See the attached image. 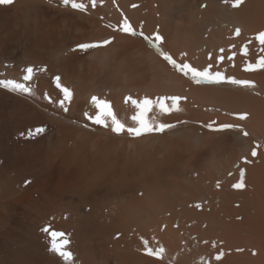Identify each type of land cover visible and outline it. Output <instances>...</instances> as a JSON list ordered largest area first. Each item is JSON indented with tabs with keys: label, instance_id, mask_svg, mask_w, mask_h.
<instances>
[{
	"label": "bare ground",
	"instance_id": "6f19581e",
	"mask_svg": "<svg viewBox=\"0 0 264 264\" xmlns=\"http://www.w3.org/2000/svg\"><path fill=\"white\" fill-rule=\"evenodd\" d=\"M28 1H34V3L31 2L33 5L39 4L38 5L39 7H37L38 12H39L38 19H37V26H34V30H37V33H38V36H37L38 37L37 39L38 48L36 49H39V52L37 53L41 54L39 55L41 57L40 58L32 57L30 58V61L27 60L26 62H29L30 64H32L33 61L35 62H41V61L46 62L47 61L50 64V61H51L53 63L52 56L50 54L48 55L47 53L48 52L47 48L48 47L50 48L49 45L52 43H55L56 41L54 39L57 38L56 37L57 29H58L57 25L59 22L57 19L59 16H64L65 18L66 16L70 15L74 10L72 11V9L70 10L67 8L70 5L64 8L65 6L63 7L62 3L61 5L60 4L58 5H60V7H63L64 10L63 8L56 7V5L55 7L49 6L48 4H46V2L42 3L40 0L38 1L28 0ZM59 1H62V0H59ZM109 1L107 0L108 3L107 2L106 3L108 4V6H111V9L114 10V6H112L111 0ZM127 1L128 0H125V2ZM172 1L174 5L176 2L180 1L179 6L183 4L181 5L183 8H185L184 7L185 4L189 5V7L190 5L193 4L195 8H192V9L191 7L189 8L191 16L193 13L198 12V8H199L198 2L199 1L198 2L196 0H193V1L191 0H172ZM165 2L166 4L170 3L168 1H165ZM220 3H221L220 0H211L208 6V9L206 10V13L207 11H211L213 8L215 10L212 12H209V14L207 15L209 19L211 18L213 20L217 19L218 20L217 23L222 22L229 27L230 26L234 28L239 27V28H242V30L249 31V32H251V30L257 31V29H260V27L264 26V0H247L244 4L243 3L241 4V7L239 6L238 8H235V9L232 8L230 5H225L221 7ZM27 4H28L27 1L24 0V1H21L20 4L15 5L14 7L15 8L24 7L23 9H25ZM53 4L54 3L50 5H53ZM13 5L14 4H12V6L10 5L11 8H14ZM217 5H219V7ZM105 6L106 5H104V7ZM1 7H0V10H1ZM5 7L7 8L8 6H3V9H5ZM46 7H49L51 11H53V13L57 15V18L54 15L49 16V13H47L48 11L45 12ZM97 8H98V5H97ZM125 8H126V5L124 9ZM209 8H211V10ZM7 9L8 11L11 10L9 8ZM185 9L188 10V8H185ZM12 11L14 12V10ZM74 12H76V10ZM177 12L179 13V11ZM183 12H186V11L183 10ZM187 12L189 13V11ZM82 13L85 14V12H81L80 14L72 15V17L70 16L71 18L68 20L70 22L69 24L70 27L72 28L77 27L78 29L87 28V23H91L92 18L87 17L88 16L87 14H85V16L82 15ZM188 13H185L186 16L189 15ZM30 14H32L33 16V13H30ZM207 16L206 18L201 19L202 22L201 20H199V22L203 24V21L207 19ZM89 18L91 20H88ZM141 18L143 19V17L137 16L136 22H138V24H140L141 21H143ZM168 20H169L168 21L169 23H167V26L166 25L165 26L167 28L169 24V28L171 29L170 31H169V28L167 30L170 35L169 38L171 37L172 39L171 43L174 42L176 44V43L182 42L181 40L183 39L181 36L183 34L182 32H184L182 31L183 29L182 26H185L184 23L182 26H180V24L176 20L175 21L176 24L175 25L171 24L172 25V28H171L170 21L175 20V18L171 16ZM94 21L95 20H93V23L96 22ZM206 21H205V25H206ZM144 23H146V19H145V22L141 23V25H144ZM193 24H195L196 26L198 23L195 20ZM97 25L99 24L96 23V26ZM150 25L155 26V21L153 24L151 22ZM205 25L203 26V28L205 27ZM189 27L191 28V26ZM198 27H199V24H198ZM185 28H187V26ZM190 28H187V29L189 31L195 30V28L194 29H190ZM199 29L200 28H198L197 30ZM101 31H103V29ZM95 33L97 35L98 32H95ZM111 34L114 35L116 33H111ZM186 34L187 33H185V35ZM35 35H36V31H35ZM85 35L86 34H84L83 36L75 37L73 41L80 42V40L82 41ZM189 35L191 34H188V36ZM115 36L116 35H114V37ZM126 36L122 35L121 39L130 40L134 43L140 44V42H137L135 39L133 38H132L133 40L130 39V36H127V37ZM95 37L97 38L98 35ZM103 38H104V34H103ZM188 38L184 39L185 40L184 43H186V48H191L192 45L194 44L189 43L187 41ZM97 39H100V38H97ZM118 39L120 38L116 37L114 42H112L111 44L107 46L108 48L106 46L105 48L101 47V49L98 48L95 50V52L93 51L88 54L90 56V59H92L91 62L93 63V64H90V66H88V68H90L89 70L91 71V73L87 72L86 67H85L86 69V73H85L84 65H81L82 67L80 66V70H78V71H81V69H83V72H78L79 74L78 78L82 80L81 83L88 82L84 86L82 85L83 83L82 84L80 83L82 87L81 89H79L80 91L79 93L84 91L83 93L88 94V95L85 96L83 93L81 95L80 94L78 95L76 93L72 107L74 106L76 107V104H79V102L82 101L80 99L82 96H85L88 99L89 95L92 96V94L95 93L98 89H100V87L103 86V88H105L104 87L105 84L102 83L103 80L101 82H98V77L101 71L104 74L108 71V74H111L112 76V81L108 84L111 88L110 87L107 88V86L106 88L113 90L112 91L113 93L111 92L112 94H110L113 98L116 97L117 99H120V98L123 99L122 96L125 95V93L127 94V90L131 89L132 91L130 90L128 93H132L134 91L137 92L139 88L142 93H140V90H139L138 92L141 95L139 94V96H137L138 93L135 94V97L137 96L138 98L143 95H146L147 97L152 98V99H155L159 96H172V95L186 97V100H181L180 105H179L183 109V111L179 113H172L171 117L175 118L174 122L187 121L190 124H187V123L176 124L175 128L165 131L162 134L152 133V134L141 136L139 138H132L128 136L126 133L117 135L116 133H113L110 130V128H106V127L104 128L102 127L100 129L101 131L98 132V134L95 133L96 135H93L91 133L92 135L90 136L89 134L84 133L87 130H84V132L75 133L76 131H72L73 128L72 130H70L68 128L69 126L65 127L67 126L66 124L65 126L64 124L63 126L61 125L62 127H59L60 125L58 126L57 124L59 128L58 129L54 128L56 129L54 131L52 130V133H51L53 134L52 138L49 140L51 136L49 137L46 136L48 137V141L45 138H43L42 139L43 143L42 145H38L39 147H36L37 143L35 142L36 146H34L31 149L32 151L31 154H33L34 152H38V154L39 152L43 154L47 152L48 154L49 149H46L50 147L48 144L52 146L58 141L62 142V145L60 144L62 148L58 149L57 153L55 152L56 154L51 156L48 159V161L43 159V162L40 163L39 168L38 166L36 167L38 168V171H36V173L34 174L35 176L34 178H36V180L35 179L32 180L34 181V183L31 184L32 183L31 182L30 183L31 185H29L30 187L28 189H31V187H36V188L43 187L44 188L45 186L50 184L49 182L52 177L51 174H53L54 176L56 173H59L60 182L57 184L55 188V190L57 191V199H54V202H52L51 206L47 208L48 211L44 212L45 210H43V212L41 211L39 212L40 214H38L36 207H35L36 208L35 211L37 212L39 216H42L43 214L44 222L45 220H47L48 222V219H49L50 223L48 222L49 224H46V225L50 226V224H52L53 226L52 225L51 226L52 228H54V230L57 229V231L60 232L61 230H58V229H63V231L65 230L67 232L68 234L67 237L69 241V251L71 253V258L65 261L58 255H56L55 253L52 254L49 250L46 252L44 250L43 245L46 247H49L48 245L44 244L47 242L46 240L48 238L46 239L47 237L46 236L45 237L46 242H44V239L42 240V238L44 237L42 236L43 233L40 232L36 228L34 229L30 227H25V229L23 230L24 236L29 238L28 240L24 239L25 245H29V246L33 245L35 249L36 248L38 249V250L36 249L38 251L36 252L37 254L41 252L39 253L41 255L38 254L41 258L37 256L40 259L41 264L43 262H45L43 264H264V210L257 206L254 211L250 210V209H253L251 208L253 207V205H260L259 203H261L263 205L262 208H264V194L263 196H259V194H261L260 193L261 184L259 185L260 186L259 187L257 185V182L255 183L256 187L254 186L255 187L254 192H256V196L252 198L251 200H249V198H247L248 200L245 198V196L247 195L245 194L246 193L245 188L247 187H245L244 189H234L232 187V189H234L233 192L235 194L229 193L227 189H230V187L234 183V181L231 180V177L229 176L233 175V172L235 170L232 171V169H229L225 172L221 171V170H224L230 167L226 166V160L225 158H223V156H221L218 153V149L219 147L226 148L231 138L225 135L217 137L216 134H213V133L196 132L194 130L195 127L193 124L194 122L201 121L199 119L204 117V113L201 114L200 112L195 110V108L198 106L210 107L211 105L214 106V104L219 103L229 108H232L234 110H242L244 108H248L249 106L242 103L241 100H239L238 98H237L238 100L235 99L236 97L232 98V96L221 94L220 92L218 94L214 92L213 90H211L212 87H210L209 85L207 86L205 84L207 87H210L211 89L207 88L205 85L202 86L200 84L199 85L195 84L194 82H192L190 79L186 78L185 76L175 73L174 71L170 70L166 66L165 64L166 62L162 58L160 59L159 57L160 55L158 56L154 51L148 50L144 45L143 46L141 45L142 46L141 48H139L137 51L136 50L134 51V54H137L138 56L144 58L143 62H147L144 64V68L139 70L133 63L128 62L130 61L129 59H124V60L119 61L118 60L119 59L118 49L121 48L122 45H120L119 42H117ZM6 40L4 41L6 42ZM84 40L85 39H83V41ZM57 43H56V50H58ZM0 44L2 43L0 42ZM8 44L10 45L11 43H8ZM3 45H5V43ZM3 45L1 49H4ZM14 45H16V43ZM18 48H21V47H18ZM51 49L53 48L51 47ZM78 50L79 49L75 51L78 52ZM50 51L54 52V50H50ZM75 51H74V54L77 55ZM45 52L48 55L47 57H46ZM58 52H60L58 53L60 54L58 57L61 58V61L59 60L58 57L57 59L60 61V63L61 62L66 63L67 66L69 65L70 61L72 62L75 59L77 60L78 56L75 57L74 55H71V56L68 55V53H66L67 54L66 55L65 53H62L61 51H58ZM26 54L30 55L31 53L30 54L26 53ZM63 54L65 57L64 59L62 57ZM70 54L72 53L70 52ZM33 55L36 56L38 54H33ZM33 55H30V56H33ZM78 55L80 54L78 53ZM60 63L58 64L60 65ZM72 64L71 66H73ZM60 67L59 69H61ZM62 68H63V65H62ZM70 68H73V67H70ZM76 69L77 67L74 68L73 70H69L70 73L72 72V76H74V73H76ZM86 74H89L94 79H89L86 76ZM45 76H48V75H44V77ZM34 77L36 78V76ZM49 77L50 76H48L45 80H43V82L45 83H41V85L46 84V82L48 83ZM47 79L48 81H46ZM80 84H78L77 87ZM50 85L52 84L50 83L49 86ZM46 86L45 87L42 86V87L46 88ZM51 87H54V86H50V88ZM134 88H137V90ZM85 97H83L82 99H85ZM113 98L112 100H115V101L117 100ZM117 101L119 102V100ZM117 101H116V104H117ZM83 102H87L86 99L85 101L83 100ZM121 105L119 104V106L117 107L118 111H116L117 113L116 112L115 113L117 114L118 118L123 117V118H126L125 120L127 121V118L134 114V109L132 106H130V104L129 106L125 105L124 103ZM48 106H50V104ZM47 108H50V107H47ZM79 110L80 109H77V111ZM35 111L36 110L31 112L28 110V112L29 113L31 112L32 115H35L37 119L39 116L36 114ZM58 111L57 113L55 111V114L63 118L64 121L65 119H67V121L69 122L72 121V119H70L71 118L70 115H73V111H70L69 113L66 114L64 107ZM42 115L48 117L46 113ZM49 118L50 117H48V119ZM61 122L62 121H60V123ZM127 123L131 124L132 122L131 120H129L127 121ZM247 123L249 124V126L251 124V128H255L257 126V129H261L263 132L264 118L261 115H259L258 112H256L252 120L251 121L248 120ZM71 126H74V123H72ZM249 126H241V129L249 133L247 137H245L242 134V131L232 132V133L235 134L236 139L240 140L242 144H246L247 147L251 148L252 138H251L250 133L253 134V131ZM74 133L78 134L75 140L71 137L72 134ZM100 133L101 135H99ZM33 143H32V146H33ZM29 144L26 143L27 146ZM29 150H26V153L27 151L29 152ZM20 151L22 152V150ZM15 152H18V151H15ZM3 154L4 153L2 151V155ZM10 154H13V152H11ZM17 154H19V152ZM43 154H42V157H43ZM49 154H50V151H49ZM26 156L27 157L31 156V158L34 159V157H32V155L30 154L29 156L26 154ZM21 157H22V154L20 158ZM13 159H14V156H13ZM35 160L36 159L33 160L34 163L38 161V160L37 161ZM205 162L208 164L209 171L207 172L206 175L204 174L201 177L197 178L195 174L202 172L201 165L206 164ZM219 162H222L221 165H219ZM4 163L5 165L1 167V170L2 172L5 171L4 174L6 173V175L4 176L6 185L5 184L4 185L8 187V186H11L12 182H16V180L13 181L14 178L12 177L15 175H12L11 174L12 172L10 173L12 176L8 174L9 169L11 168L12 165H14L15 162L13 160V161H7ZM238 171L240 172V170ZM24 172H27V171H24ZM23 174L21 176L25 177V175L23 176ZM28 175L29 174H27V176ZM238 175L235 177L233 175L234 178L233 177L232 178L235 179L238 177V179H240V176ZM218 176L221 177L223 180H221L220 178H217ZM218 179L220 181H224L225 183H219V187H217L218 189L217 190L216 188L214 189L213 183L214 181H218ZM238 179H236V181H239ZM246 180L247 179H245V185L247 186ZM5 186L4 188H5V191L7 192V189H6L7 187ZM12 186H16V185H12ZM15 188H17V186ZM2 189H1V193H2ZM16 192L20 194L21 191L18 190L17 188L15 189V193ZM11 193L13 192L11 191ZM9 194L7 195L9 196ZM19 194H14V196H16L15 197L16 199H18L17 195ZM10 195L12 196L13 194H10ZM236 195L238 196V198H236L237 197ZM8 196L5 195V197H7L6 199H8ZM206 199H208V201H206ZM201 200L205 201L208 204L209 211L206 210V206L201 203ZM5 201L3 203H5ZM197 204L200 205L199 208L196 207ZM38 209L42 210L44 208H41V209L38 208ZM4 211H1V212H4ZM208 213H210V215H207ZM212 214L214 216L213 218L211 217ZM3 215L2 214L0 215V264H7L5 263L7 262V260H9V264L10 262L11 264H28L29 263V259L27 257L28 255L25 256L22 254V252L21 253L19 252L21 255L18 254L17 252L18 249L15 250L16 253L15 254L13 253L14 255L12 254V251L10 250L11 244L8 240V238L11 235L9 236L4 233V231L6 232V230L10 228V227L5 228L4 224L6 225L7 224L6 221L9 222L11 220H9L8 218L6 220L7 214L5 215V212ZM8 216H10V214ZM206 221H209V222L206 224L207 225L206 229L203 230L202 225L205 224ZM21 223H19V225ZM43 223L41 224L43 225ZM18 226H15L16 229H18ZM22 226H19V228ZM51 226L49 227L50 229H51ZM19 230L21 231V229ZM15 231L17 230H14L12 232H15ZM63 231L61 232L64 233ZM7 232L9 231L7 230ZM17 233L18 232H16L15 235ZM20 233H22V231ZM7 236L9 237L7 238ZM17 238L18 237H16L15 239ZM198 239H199V243L196 242L198 241ZM19 240L20 239H18V241ZM144 241H147L148 246L151 247L153 250L163 248L164 249L163 258L157 259L153 256L147 255L144 251ZM205 241H207V243H205ZM213 243H215V247H213ZM14 245H17V244H14ZM248 245H251L252 248L255 250L257 249L256 250L257 252L260 251L259 256L256 253L257 254L256 256L258 257L254 256L255 258L251 259L249 256H247ZM24 249L28 250L27 248H24ZM43 252L45 256L42 254ZM219 252H223L224 255L221 260L217 261L214 259V257ZM41 260L43 262H41ZM31 264H35V262Z\"/></svg>",
	"mask_w": 264,
	"mask_h": 264
},
{
	"label": "rangeland",
	"instance_id": "374dc122",
	"mask_svg": "<svg viewBox=\"0 0 264 264\" xmlns=\"http://www.w3.org/2000/svg\"><path fill=\"white\" fill-rule=\"evenodd\" d=\"M15 1L16 0H13V3H12V4H14L13 7L15 5H17V4H20V2L24 1V0H17L16 2ZM25 1H27V3H28L25 9H23L24 7L23 8L20 7L21 9L20 8H15V7L11 8V6H12V4H11V6L7 5L8 6L7 8L11 9V10L8 11V9L6 7H5V9H3V6L0 5V7L2 6L1 10H0V16H1L0 17V40H2V41H0L2 43V44H0V46H1L0 47V51H1L0 55L2 56V58L0 56V79L12 80L14 83H23L26 86H29L31 88V93H21L20 91L13 92V91H9L7 89L0 88V97H1L0 98V172H1L0 175L3 178L2 179L0 177V193H1V189L3 187L2 193L0 194V205H1L0 208H2L0 210L1 211L5 210L4 211L5 215L7 214L6 215V220H7V218L9 220H11V221H9L11 224L8 221H6L7 222L6 225L4 224L5 228L6 227L7 228L10 227L12 229V230L10 228H9L10 230L7 229L9 232H7V230L4 229L7 232L6 233L4 231V233L6 235H9V236L11 235L10 237L7 236V238L8 237L9 238H11V237L13 238L15 233L18 232L15 235L16 237H18L17 239H15L16 238L15 236H14L13 239L12 238L11 239L8 238V240H9V242L11 244L10 245V247H11L10 250L12 251V254L13 253L15 254L16 253L15 250L18 249L19 250V251L17 250L18 254H20L22 252L23 255H25V256L28 255L27 256L28 259H29V263L28 264H31V263H34V262H35V264H41L40 263V259H39V258H41L39 256L41 254H39V253H41V252H39L38 253L39 255H38L36 253V252H38L37 248H36L37 249L36 250L33 245L29 246V245H25V243H24V239H27V240L29 239L28 237L24 236V234H23L24 233L23 230L25 229V227H30V228H34V229L36 228L40 232H42L43 234L42 233L41 234H42V236H44L42 238V240L44 239V242L47 241L46 242L47 244L44 243L45 245H48L50 247V245H51L50 242H52V238L50 236V233H46V232L42 231L43 228L50 227L52 224H50V226L46 225V224L50 223L49 219H48L49 223L47 222V220H45V222H46L45 223L44 219H43V217H44L43 214H42V216H39L38 214H40L39 212H41V211L43 212V210H45L44 212L48 211L47 208H49L51 206L52 202H54V199H57V191L55 190V188H56L57 184L60 182V175H59V173H56L54 176H53V174H51L52 177H51V180L49 182L50 184L48 183L49 185H47L48 187L45 186L46 188L42 187L44 190L41 187L40 188L31 187V189H28V188L30 187L29 185L34 183V181H32V180H34V179L36 180V178H34L35 177L34 174L36 173V171H38L40 163L43 162V159L48 161V159L51 156L55 155L57 153L58 149L62 148V146H61L62 142L58 141L57 143L52 145L53 147L50 144H48L50 147L48 146L49 148H46V149H49V150H48V154H47V152L44 153L45 155L43 153H40V152H39V154H38V152H34L33 153L34 156H33V154H31V152H32L31 149L34 146H36V145H37L36 147H39L38 145H42V143H43L42 139L43 138H45L48 141V137L51 136L49 138V140H50L52 138V135H53V134H51L52 130L54 131V130L58 129L59 127H62L63 124H64V126H65V124L67 125L65 127L69 126L68 128L70 130H72V128H73L72 131H76L75 133H78V132L80 133V132H84V130H87L84 133L89 134L90 136L92 134L93 135L98 134V132L101 131L100 129L103 126L95 124L92 120L88 119L85 116L86 112L89 113V114H93L95 112L94 107L90 103V98L93 95L98 96V97H100V98H102L104 100H108V101L110 100V102H111V104L113 106V110L116 109L115 112L118 111L117 107L119 106V104L121 105V104L124 103V98L126 96H129V95L131 96L132 95V97L136 98V99H142L143 96L144 97L146 96V95L142 94L143 96H141L139 98L137 97V96H139L140 93H142L140 88H139L140 93L138 92L139 90L137 92L134 91L132 93H128L131 89L130 90L126 89L127 90V94L125 93V95L122 96L123 99L120 98L121 99L120 100V99H117L116 97H114L115 99L119 100V102L116 100L117 104L119 103L118 106H117L116 101L112 100L113 97L110 95V94L113 93L112 92L113 90L112 89H107L108 87H110L108 84L112 81V76H111V74H108V71L105 74L102 73V71H101L100 75L98 77V82H101L103 80L102 83L105 84L104 85L105 88H103V86L100 87V89H98L95 93H93L92 96L89 95L88 99H87V97H85L88 94L83 93L84 91L79 93L80 92L79 89H81L82 85L84 86L88 82H86V83L82 82L83 84L81 83L82 80H80L78 78V76H79L78 72H83V69H81V71H78V70H80V66L81 65H84L85 73H86V69H87L88 73H91V71L89 70L90 68H88V66H90V64H93V63L91 62L92 59H90V56L88 54L93 52V51L95 52L96 49H92V50H89L87 52L83 51L84 53L81 50H80L81 53L79 52V50H78V52L75 51L77 53V55L74 54L73 49H76V46L78 44H80V43H92V42H96V41L98 42V41H102V40H105V39L112 38V37H114V35H116L114 37L115 39H116V37L120 38V39H118L117 42H119V44L122 45V47L118 49V57H119L118 60L120 61V60H124V59H129L130 61H128V62L133 63L139 70L144 68V64L147 63V62H143V59H144L143 57H140L137 54H134L135 50L137 51L139 48H141L144 45L148 50L154 51L158 56H159V54H158V52L156 51L155 48H153L150 44H148L142 37L138 36V34L143 33L146 36H148L150 39H153V42H154V36H155V34L158 33L163 38V40H162V42L160 44L161 49L163 51H166L169 54H171L173 56V58L176 59L178 62L190 63L194 67H196V68H198L200 70H203L205 68H209V66H211L209 68V70L212 71V72L220 71L226 77L240 79V80H249V81L253 82L254 87H252V88L240 87L238 85H234V84L228 83L226 81L222 82V83H219V84H208V83L200 84L202 86H204L205 84L207 86L209 85L210 87H212V89L210 87H207L206 85L205 86L207 88H210L211 90H213L214 92H216L218 94L220 92L221 94L230 95V96H232V98L236 97L235 99L238 98L239 100H241L242 103L246 104L249 107L248 108H244L242 110H234L232 108H229V107H227V106H225L223 104H219V103L214 104V106L217 105L215 107L213 105H211L210 107L198 106V107L195 108V110L200 112L201 114L204 113V117L199 119L201 121L194 122L193 124H194V127H195L194 130L196 132L213 133V134H216L217 137L225 135V136H228V137L231 138V140L229 141V143H228L226 148L219 147V149H218V153L221 156H223V158H225V160H226V166L230 167V168H226V169L221 170V171L225 172V171H227L229 169H232V171L235 170L233 172V175L235 177V176H237L240 173L238 170L243 169L244 172H245V177L244 178L247 179L246 180L247 181L246 182V184H247L246 187L247 188H245L246 189L245 190V192H246L245 194H247V195L246 196L244 195L245 198L246 199L249 198V200H251L252 198H254L256 196V192H254L255 187H256V185H255L256 182H257L258 186L261 184L260 185L261 187L259 186L260 189H261V191H260L261 194H259V196H263V194H264V127H263V132H262L261 129H257V126L255 128H251V124L249 126L247 121L248 120L251 121L256 112H258V114L261 115L264 118V75H263L264 74V68H258L255 71H247L246 67H247V65L249 63L255 64L258 61L259 57L261 55H264V52L261 51V47L262 46L259 45V43L255 40L256 34L261 32V31H264V26H262L263 28L260 27V29H257V31L256 30L255 31L251 30V32H249V31H244V30H242V28H239V27H235L234 28V27L230 26V27H232V28H230L229 26L225 25L222 22L221 23L218 22V23H220V24H218L217 23V21H218L217 19L216 20H213L212 18L209 19V17L207 16L209 14V12H212V11L215 10L214 8L212 10H211V8H209L211 11H207V13H206V10L208 9V6H209L211 0H196L197 2L199 1L198 2L199 3V6H198L199 8H198V12L197 13H193L192 16L190 14L189 8L191 7V9H192V8H195V6H193V4H192L189 7V5L185 4L184 7L188 8V10H187V9H185V8H183L181 6L183 4H181L179 6L180 1L176 2L175 3L176 6H175L172 0H170V1L169 0H165V1L170 2L169 4L167 3L168 5L166 4V2L164 0H128L127 2H125V0H119V1L118 0H116V1L115 0H113V1L111 0V2H112L111 4H112V6H114V10H113V9H111V6H108L107 0L106 1L97 0L98 8H97V5H96L95 8H93L91 6V4H90V0H77V2H84L85 4L88 5L87 11H84V12H85V14L88 15L87 17H91L92 18V20L90 18L88 19V20H91V23H87V28L86 29L85 28L84 29H78L77 27H75V28L70 27L69 26L70 22L68 20L72 17V15L80 14L81 11L76 10V12H77L76 13V12H74L75 10L72 9L70 6L67 7L65 5H62L63 7L65 6L64 8L67 7L68 9H70V10L72 9V11L73 10L74 11L73 12L71 11L72 13L70 15L66 16L65 18H64V16H59L58 19H57L59 21L58 25H57L58 26L57 36H56L57 38L54 39V40H56L55 43H52L53 46H55V47H53L52 44H50L49 45L50 48L49 47H48L49 49L47 48L48 52L46 51L48 53V55L50 54L52 56L53 63L50 61V64H49V62H47V61H46L47 62L46 63L45 61L42 62L40 60L41 62L33 61V63L31 62L32 64H30L29 62H26L27 60L30 61V58H32V57L40 58L41 57V56H39L41 54L37 53V52H39V49H36V48H38V43H37L38 33H37V30H34V26H37V19H38V15H39L37 7H39L38 6L39 4H34L33 5L32 3H34V1H28V0H25ZM40 1L42 3L46 2V4H48L49 6H54L55 7V5H56V7H58V8H63V7H60L62 1H59V0H46V1L40 0ZM142 1H144L146 4L144 2H142ZM191 1H193V0H191ZM246 1L243 0V4ZM49 2H51V3H49ZM128 2L129 3L131 2V3L129 4ZM220 2H221L220 3L221 7L225 6V4L222 2V0H220ZM52 3H54V4L50 5ZM109 3H110V1H109ZM58 4H60V5H58ZM172 4H173V6H172ZM104 5H106V6L104 7ZM125 5H126V8L124 9ZM217 6L219 7V5H217ZM167 7H168V9H167ZM172 7H173V9H172ZM240 7H241V5H240ZM30 8H31V10H30ZM64 8H63V10H64ZM49 9H50L49 7H46V11L45 12L48 11L47 13H49V16L54 15L57 18V15H55L53 13V11H51V9L50 10ZM68 9H66V10H68ZM12 10H14V12ZM111 10H113L114 12L111 11ZM123 10H125V11H123ZM183 10L186 11V12H183ZM50 11H51V13H50ZM78 11H79V13H78ZM115 11H116V13H115ZM177 11H179V13ZM187 11H189V13ZM169 12H171V13H169ZM30 13H33V16ZM185 13H188L189 15L186 16ZM15 14H16L17 17L15 16ZM85 14L82 13V15H84V16H85ZM125 14H127V15H125ZM179 14H180V16H179ZM170 15L175 18V20H171L170 21L171 28H172L171 24L175 25L176 24L175 23L176 20L178 21L180 26H182L183 23L185 25V26H182V28L184 29V30L182 29V31H184V32H182L183 34L181 33L182 34L181 37H182L183 40H181L182 42H179V43H176V44L174 42L171 43L172 39H171V37L169 38L170 35H169L168 31H167L168 28H169V24H168V27L166 28L167 23H169L168 19L171 17ZM10 16H11V18H10ZM137 16L143 17V19L141 18L143 20V21H141V23L145 22V19H146V23H144V25H141V23L138 24V22H136L137 21L136 20ZM189 16H191V17H189ZM206 16H207V19H206L207 21L206 20L203 21L204 25H205V21H206V25L203 28L204 25L201 23L202 22L201 19L206 18ZM124 18H126L128 20V22L133 26V28L136 30V33H137L135 36H130V39L133 38L137 42H140V44L139 43H134V42H132L130 40L121 39L122 35L126 36L127 34L119 32L118 30H116V28L119 27V25L123 22ZM183 19L185 20V22H184ZM93 20H95L96 22L94 21L95 23H93ZM195 20L199 24V27H198V24L196 26H195L196 23L193 24L195 22ZM199 20H201V22H199ZM210 20L212 21V23H211ZM154 21H155V26L150 25L151 22L153 24ZM207 22L210 23V24H208ZM96 23H98L99 25L96 26ZM188 24H189V26H191V28L188 26ZM157 26H158V28H157ZM186 26H187V28H190V29H194L195 28V30H190L189 31L187 28H185ZM200 26L202 27V29H201ZM140 27H141V29H140ZM143 27H145V28H143ZM197 27L200 28V29L197 30L198 29ZM237 28H239L241 30L239 36H236L234 34L235 30ZM102 29H103V31H101ZM85 30H87V31H85ZM170 30L171 29L169 28V31ZM185 30H186V32H185ZM35 31H36V35H35ZM192 31H193V33H192ZM195 31H197V32H195ZM95 32H98L97 33V35H98L97 38H100V39H97L95 37V36H97ZM99 32H100L101 35L99 34ZM111 33H116V34L113 35ZM185 33H187L186 34L187 36H188V34H191V35L188 36L189 38L185 35ZM32 34H33V36H32ZM84 34H86L85 37L83 38V39H85L84 41H83V39H82V41L80 40V42H74L73 41V39L75 37L83 36ZM103 34H104V38H103ZM127 36H129V35H127ZM186 37L188 38L187 41L189 43L194 44V45H192L191 48H186V43H184L185 42L184 39H187ZM3 38H4V40H6L8 38L7 39L8 41L6 40V42H5L3 40ZM114 40L112 42H114ZM4 43H5V45H3ZM8 43H11L10 44L11 46ZM15 43H16V45H14ZM56 43L58 44L57 45V49L58 50H56ZM2 45H3L4 49H1ZM58 46H59V48H58ZM18 47H21V48H18ZM51 47L53 49H51ZM22 48H24V49H22ZM103 48H105V47H103ZM245 48L247 49L246 53H245ZM66 49H68V50H66ZM220 49H223V52H221ZM50 50H54V52L53 51L51 52ZM63 50L66 51V52H64ZM58 51H61L62 53H65V54L68 53V55H70V56L71 55H74L75 57L78 56L77 60L75 59L72 62L70 61L68 66L64 62L60 63L61 58L58 57L60 55V54H58V53H60ZM46 52H45V54H46V57H47L48 55H47ZM70 52L72 54H70ZM26 53H28V54L31 53L30 55H33V54H38V55L30 56V55H27ZM78 53L80 55H78ZM182 53H184L186 55H182ZM82 54H83V56H82ZM53 56H54V58H53ZM220 56L224 57V59L222 61L219 60ZM57 57L59 58L60 61L57 59ZM62 57H63V59L65 58L64 54L62 55ZM159 57H160V59L162 58L161 56H159ZM161 61H163V60H161ZM55 63H56L57 66L55 65ZM58 63H60V65ZM72 63H74V64H72ZM27 64H29V65H27ZM61 64L63 65L64 69L66 67L65 70L62 68ZM71 64L73 66H71ZM165 64L170 70L174 71L177 74L183 75L182 73L177 72L174 68H172V66L169 65L167 62ZM74 65L77 67V69H76V73H74V76H72V72L70 73L69 70H73L74 68H76ZM27 66H32L34 69H36V72H35V75H34V76H36V78L33 77L32 81H24L22 79L23 75L25 74L24 73V69ZM69 66L73 67V68H70ZM59 67L61 69H59ZM85 67H86V69H85ZM49 68H51V69H49ZM40 69H45V70H40ZM67 72H68V74H67ZM44 75L50 76L48 78L49 81H48V79L46 80V81H48V83L46 82L47 86H46V84H44L46 86V88H43V87H45L43 84L41 85V83H45V82H43V80H45L48 77V76L44 77ZM151 75H153V74H151ZM37 76H39V77H37ZM56 76H60L61 83L64 86L68 87L69 89H71L73 91L74 98L76 96L75 95L76 93L78 95L79 94L81 95L82 93L85 95V96H82V97L79 96V97H81L80 99L82 101H80V100H78V101H80L82 104L79 102V104H76V107L74 106L75 108L72 107L74 98L71 101V103H66L65 104L64 107H66L68 109L66 111V114L69 113L70 111H73V115H70V117H71L70 119H72L71 122L67 121V119H65V121H64L63 118H61V117H59L58 115L55 114V111L57 113L58 110L63 108V107H61V105L59 103V101L61 99H63V95L60 92V90L56 87V83H55V79H54ZM86 76L89 79H94L89 74H86ZM40 77L41 78L43 77V78L41 79ZM68 77H69V79H68ZM75 78L78 79V80H76ZM186 78H188V77H186ZM39 79H41L42 81L39 80ZM188 79H190V78H188ZM104 81H106V82H104ZM50 83L52 84L50 86H54V87H51L53 89L50 88V86H49ZM76 83H78V84L81 83L82 85L80 84L77 87L78 84H76ZM106 86H107V88H106ZM134 89L137 90V88H134ZM53 90H55V91H53ZM137 93H138V95L135 97V94H137ZM83 97H85L87 102H83V100L85 101V99H82ZM39 101H40V103H39ZM84 103H85V105H84ZM49 104H50V106H48ZM129 104H125V105L129 106ZM46 106L50 107V108H47ZM130 106H131V104H130ZM52 108H53L54 111L52 110ZM48 109H50V110H48ZM77 109H80L81 111L80 110L77 111ZM28 110L31 111V112L36 110L35 112H36V114L39 117L36 119V116L32 115L31 112L29 113ZM45 113L51 119L50 118L48 119L47 116H43L42 115V114H45ZM236 113H248V116H247V118L245 120H240L235 115ZM53 114H54V116H53ZM171 116H172V114H170L168 116L160 117V119L163 122L175 123V124H184V123L174 122L175 118H172ZM130 117H128L129 119L127 118V121L130 120ZM166 117H167V119H166ZM44 118L47 119L48 121L45 120ZM119 119H121L122 121L124 120V122L127 123V121L125 120L126 118L119 117ZM58 121H59V123H58ZM60 121H62L61 122L62 124L60 123ZM66 121H67V123H66ZM213 121H215L216 124L229 123V124L238 125L240 129H241V126H249L252 129V131H253V134L250 133L251 138H252V140H251L252 147L250 146L251 148H249V147H247L246 144H242V142H240V140L236 139L235 134H233L232 132H238L239 130L230 129V130H226L224 132H214V131H210L206 127H204V125H206L209 122H213ZM72 123H74V126H71ZM57 124H58V126L59 125L60 126L58 127ZM187 124H190V123L187 122ZM39 127H44L46 129V131L42 135L35 136V138H31V139L25 138V136L21 135V133L27 134V132L30 129H35V128H39ZM54 128H56V129H54ZM259 130H261V131H259ZM75 133L72 134V136H71L74 140H75L76 136L78 135V134H75ZM99 135H101V133ZM46 136H48V137H46ZM38 141H39V143H38ZM35 142L37 143L36 145H35ZM26 143H28V144L30 143V144L27 146ZM32 143H33V146H32ZM256 144H259L260 147L257 149L258 155L256 157H253L251 155V149L253 147H255ZM56 147H57V149H56ZM29 148H30V150H29ZM7 149H8V151H7ZM14 149H15V151H18L19 154H17L18 152H15ZM20 150H22V152ZM26 150H29L30 153L28 151L26 153ZM2 151L4 153L3 155H2ZM49 151H50V154H49ZM9 152L10 153L13 152L14 155L10 154ZM7 153L9 154V156H8ZM15 153H16L17 156L15 155ZM36 153H37V155H36ZM21 154H22V157L20 158ZM26 154L28 156H29V154L32 155V157H34V159H36L35 161L38 160L40 162L37 161V162L34 163V161H33L34 159H32L31 156L27 157ZM42 154H43V157H42ZM13 156H14V159H13ZM35 156H36V158H35ZM22 158H23V160H22ZM245 158L248 161L247 163L245 162ZM10 159H12V160H10ZM30 159H32V160H30ZM13 160H14L15 163L9 169L10 172L8 171V174L10 176H12V175L16 176V177L12 176L14 178L13 181L16 180V182H12L13 184L11 183V186L12 185H16L18 190L21 191L20 194L17 193V192L15 193V189H17V188H15L16 186H12V188H11V186H8V187L5 186L6 182H5V177L4 176L6 175V173L4 174L5 171L2 172V170H1V167L5 165L4 162L13 161ZM21 160H22L23 163L21 162ZM28 161H29V163H28ZM26 162H27L28 165L26 164ZM221 163L222 162H219V165H221ZM14 166H16V167H14ZM37 166H38V168H36ZM201 168H202V172L195 174V176L197 178L201 177L204 174L206 175L207 172L209 171L207 163L206 164H202ZM52 170H54V169H52ZM52 170H51V172H52ZM24 171H27V172L29 171L30 173L29 172L27 173V172H24ZM33 171H35V172H33ZM31 172H33V173H31ZM21 173L22 174L24 173L23 176L25 175V177H22ZM26 173L29 174V175L27 176ZM234 173H236V174H234ZM233 175H230L229 177H231V180L234 181V183L232 181L231 182L233 184H235L236 182H238V181H236V179H238V177L233 179L234 178ZM30 176L31 177L33 176V177L31 178ZM217 178H220L221 180H223L219 176ZM25 181H30V183L31 182L32 183L31 184L28 183V185H26ZM2 183H3V185H2ZM217 183H225V182L224 181H220L219 179H218V181H214V183H213L214 189L215 188L217 189ZM4 186L7 187L6 188L7 192L5 191ZM13 188H15V189H13ZM9 190H11L13 193H11V191H9ZM41 190H43V191H41ZM227 190H228L229 193L235 194L233 192L234 189H232V186L230 187V189H227ZM3 191H5V192H3ZM8 191H9L10 194H13V195L11 196L8 193ZM27 191H28V193H27ZM7 194H9V196ZM14 194H19V195H17L18 199L15 198L16 196H14ZM5 195L8 196V199H6L7 197H5ZM11 198H12V200H11ZM236 198H238V196ZM3 200L4 201L6 200L5 203H3L4 202ZM16 200H18V201H16ZM50 200H51V202H50ZM234 200H235V198H234ZM12 201H14V202H12ZM206 201H208V199H206ZM11 203H12V205L15 204V205H13L14 207L11 205ZM49 203H50V205H49ZM201 203L204 204L206 206V210H208V204L205 201H202V200H201ZM6 204L9 205V206H7ZM259 204L260 205H253V207H251L253 209H250V210L254 211L256 206L260 207L261 209L264 210V208H262L263 205L261 203H259ZM5 206H7V207H5ZM46 206H48V207H46ZM10 208H11V210H10ZM38 208H40V209L44 208V209L39 210ZM35 209L37 210L38 214L35 211ZM1 211H0V215L1 214L3 215L4 212H1ZM12 211H14V212H12ZM8 212H10V213H8ZM9 214H10V216H8ZM207 215H210V213H208ZM211 217L212 218L214 217L213 214H212ZM208 222L209 221H206L205 224L202 225V229L203 230L206 229V227H207L206 224ZM19 223H21V224L19 225ZM41 223H43V225ZM17 224L19 226L23 225L24 227L22 226L23 228L22 227L19 228V226ZM14 225L18 226V229H16V227ZM52 226H51V229L49 228L50 232L51 231H55V230L57 231V229L54 230V228H52ZM13 228H15V229H13ZM19 229H21L22 233H20L21 231ZM14 230H17V231L12 232ZM58 230L63 231V229H58ZM63 232H64L63 238L57 237V241L59 243H63L64 240L68 241L67 232L65 230ZM12 234H13V236H12ZM45 237H46V239L48 238L46 241H45ZM18 239H20V240L18 241ZM15 241H16V243H15ZM196 242L199 243V239ZM13 243L17 244V245H14ZM12 246H13V248H12ZM23 246H24V248H27L28 250H25L23 248ZM43 247H44V250L47 252L49 247H46L44 245H43ZM23 249H24V251H23ZM64 250L65 251H67V250L69 251V241H68V243L66 245H64ZM256 250L253 249L251 245H248V247H247V256H249L251 259H254L255 257H258L260 251L257 252ZM44 252L42 253L43 255H44ZM24 253H26V254H24ZM27 253H29V254H27ZM51 253L54 254L53 252H51ZM69 253H70V251H69ZM253 253H255V254H253ZM256 253L258 254V256H256L257 255ZM36 258H37V260H36ZM70 258H71V255H70ZM41 262H43V261L41 260ZM5 263L9 264V260H7V262H5ZM43 263H45V262H43ZM10 264H11V262H10Z\"/></svg>",
	"mask_w": 264,
	"mask_h": 264
},
{
	"label": "snow or ice",
	"instance_id": "6c2138e0",
	"mask_svg": "<svg viewBox=\"0 0 264 264\" xmlns=\"http://www.w3.org/2000/svg\"><path fill=\"white\" fill-rule=\"evenodd\" d=\"M225 5H230L232 8H238L242 3L243 0H222ZM13 0H0V5L7 6L11 5ZM63 5L68 6L70 5L72 9L79 10L81 12L87 11L88 5L84 2H77V0H62ZM90 4L93 8L97 5V0H90ZM135 6V5H134ZM121 33L127 34L129 36H135L136 30L133 26L128 22L125 18L123 22L116 28ZM240 29L237 28L235 30V35H240ZM143 35V33H141ZM114 37L105 39L98 42L92 43H80L76 46V49L81 51L87 52L92 49H97L101 47L108 46L112 43ZM145 40H148L149 43L153 48L156 49L158 54L166 61L169 65L172 66L177 72L182 73L185 77H188L196 84L208 83V84H219L222 82H228L234 85H238L244 88H252L254 84L252 81L249 80H240L235 78L226 77L220 71L212 72L209 68H205L200 70L194 67L192 64L187 62H178L176 59L173 58L171 54L166 51H163L160 47V44L163 38L157 33L153 39H150L148 36L144 37ZM255 40L261 45V51L264 52V31H261L256 34ZM76 49H73L75 51ZM223 52V49H220ZM247 49L245 48V53ZM182 55H186L182 53ZM224 57L220 56L219 60H223ZM258 68H264V55H261L258 61L255 64L249 63L246 67L247 71H255ZM45 70V69H40ZM36 69L32 66H27L24 69V75L22 79L24 81H32L35 75ZM56 87L60 90L63 95V99L59 101L61 107H64L66 103H71L74 98V93L71 89L64 86L61 83L60 76H56L55 78ZM0 88L7 89L9 91H20L21 93H31V88L26 86L23 83H14L12 80L7 79H0ZM181 100H186V97H181L178 95L172 96H159L155 99L149 98L147 96L143 97L142 99H136L132 96H126L124 98L125 104H131L134 109V114L131 115L130 120L131 124L125 123L121 119L118 118L117 114L113 110V106L110 101L104 100L98 96L93 95L90 98V103L94 107L95 112L93 114L85 113V116L92 120L97 125H102L103 127L110 128L113 133L120 135L122 133H126L128 136L132 138H139L141 136L152 134V133H164L165 131L171 130L176 127L175 123H168L163 122L160 117L168 116L172 113H179L183 111V109L179 106ZM170 102V103H169ZM64 110L67 111L68 109L64 107ZM238 119L245 120L248 116V113H236L235 114ZM110 121V123H109ZM179 123H187V121H180ZM208 130L214 132H224L230 129H236L242 131V134L247 137L249 133L240 129L238 125L229 124V123H222L216 124L215 121L209 122L204 125ZM46 129L44 127H39L35 129H30L27 134L21 133L22 136L25 138H35V136L42 135ZM260 147L259 144H256L255 147L251 149V155L256 157L258 155L257 149ZM245 162L247 163V159L245 158ZM240 179L237 183L233 184L232 187L234 189H244L245 185V172L243 169L240 170L239 173ZM30 181H25L27 185ZM217 187H219V183H217ZM197 208L200 207L199 204L196 205ZM43 232L50 233L52 238V242L50 245L49 251L55 253L59 257L63 258L67 261L70 258V253L64 250V245L68 243L67 240H64L63 243H59L57 241V237L63 238L64 233L51 231L49 227H45L42 229ZM207 243V241H205ZM213 247H215V243H213ZM144 251L147 255L153 256L157 259H162L164 255V249L159 248L157 250H153L151 247L148 246V242L144 241ZM255 254V253H253ZM224 253L219 252L215 255L214 259L219 261L222 259Z\"/></svg>",
	"mask_w": 264,
	"mask_h": 264
},
{
	"label": "trees",
	"instance_id": "16d2710c",
	"mask_svg": "<svg viewBox=\"0 0 264 264\" xmlns=\"http://www.w3.org/2000/svg\"><path fill=\"white\" fill-rule=\"evenodd\" d=\"M138 36H140V37H142L143 39H144V37L146 36L145 34H143V35H141V33L140 34H138ZM145 40V39H144ZM148 44H150L149 43V41L148 40H145ZM151 45V44H150Z\"/></svg>",
	"mask_w": 264,
	"mask_h": 264
}]
</instances>
